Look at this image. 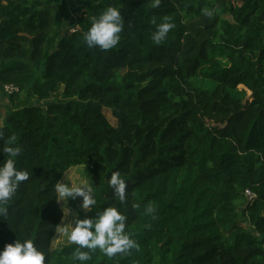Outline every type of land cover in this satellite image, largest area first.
I'll list each match as a JSON object with an SVG mask.
<instances>
[{
	"label": "trees",
	"instance_id": "trees-1",
	"mask_svg": "<svg viewBox=\"0 0 264 264\" xmlns=\"http://www.w3.org/2000/svg\"><path fill=\"white\" fill-rule=\"evenodd\" d=\"M76 2L69 28V0H0V89L18 87L0 149L14 136L29 172L4 205L0 249L30 238L45 264H80L76 245L53 247L54 185L82 166L97 205L70 201L76 213L117 207L137 244L111 258L96 249L86 264H264V0ZM109 6L123 17L119 44L88 48ZM166 16L174 27L157 43L152 21ZM117 170L125 201L107 184Z\"/></svg>",
	"mask_w": 264,
	"mask_h": 264
},
{
	"label": "clouds",
	"instance_id": "clouds-1",
	"mask_svg": "<svg viewBox=\"0 0 264 264\" xmlns=\"http://www.w3.org/2000/svg\"><path fill=\"white\" fill-rule=\"evenodd\" d=\"M160 0H153L152 7H159ZM205 15L211 16L210 10ZM156 26L152 34V40L159 43L166 39L168 33L174 27L169 17H164L159 23L153 19ZM123 30V17L121 10L109 6L94 16L90 27L84 34V42L88 48H99L107 51L115 48L120 42V33ZM0 133V139H2ZM21 148L15 144L12 136L0 149V153L6 154V158L0 163V216L7 215L4 207L16 194L20 184L29 179V172L17 167V157ZM108 186L113 190L120 201L126 199V180L120 171H113L107 179ZM56 201H69L80 197V209L85 213L93 210L97 200L90 186L85 184L70 185L57 180L54 185ZM154 209L148 207L151 213ZM69 213V209H68ZM60 231L67 235L68 240L77 247L72 252V259L86 264L92 259L90 252L99 249L105 256L111 258L119 253H127L130 249L137 248L136 241L126 232L125 216L115 206H107L95 212L90 218L79 217V213H73V219L69 226L61 227ZM87 249L88 251H83ZM45 253L38 249L30 238L15 239L0 249V264H45Z\"/></svg>",
	"mask_w": 264,
	"mask_h": 264
},
{
	"label": "rangeland",
	"instance_id": "rangeland-1",
	"mask_svg": "<svg viewBox=\"0 0 264 264\" xmlns=\"http://www.w3.org/2000/svg\"><path fill=\"white\" fill-rule=\"evenodd\" d=\"M235 3L240 2V0H233ZM81 8H79L78 3L76 0H69V7H68V13H69V28L74 25L75 18L80 14ZM74 19V20H72ZM223 64H226L224 60H221ZM10 106L9 102V95L4 92L3 89H0V121L2 118L5 116L7 109ZM103 113L109 120V122L113 125H115L116 121L112 117L111 113L108 110H103ZM61 182H66L70 185H80V184H85L88 185V181L86 178V174L84 172V167L82 166H76V167H71L67 169L62 178L60 179ZM89 186V185H88ZM80 197H76L74 199H69V201H65V204L63 201H58L60 208L63 212V218L57 228V233L53 239V247H60L62 245L70 243V241L67 238V235L64 234L63 232L60 231L61 227H66L69 226L72 219H73V213H76L74 207L72 206L71 202L77 206V208L81 211L80 209V203H81ZM71 201V202H70ZM69 209V213H68ZM84 212V211H83Z\"/></svg>",
	"mask_w": 264,
	"mask_h": 264
},
{
	"label": "built area",
	"instance_id": "built-area-1",
	"mask_svg": "<svg viewBox=\"0 0 264 264\" xmlns=\"http://www.w3.org/2000/svg\"><path fill=\"white\" fill-rule=\"evenodd\" d=\"M3 90L5 93H7L8 95L13 94L15 92L18 91V87L14 84H6L3 86ZM245 196L248 198L249 201L253 200L255 198V195L249 191L246 190L245 191Z\"/></svg>",
	"mask_w": 264,
	"mask_h": 264
}]
</instances>
